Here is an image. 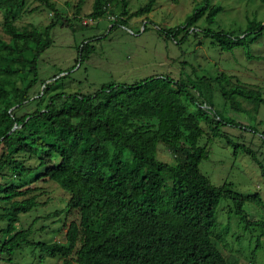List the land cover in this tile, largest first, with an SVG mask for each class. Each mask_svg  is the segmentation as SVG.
<instances>
[{
  "label": "trees",
  "instance_id": "16d2710c",
  "mask_svg": "<svg viewBox=\"0 0 264 264\" xmlns=\"http://www.w3.org/2000/svg\"><path fill=\"white\" fill-rule=\"evenodd\" d=\"M34 1L51 12L45 27L15 24L29 0H0L2 29L8 37H0V203L6 205L1 218L9 222L0 231L9 235L0 244V256L12 264L19 248L35 246L62 264H240L234 254L226 256L222 251L230 224L217 232V209L224 199L232 202L247 230L260 232L261 247L264 218L253 219L244 206L247 201L262 204V198L257 193L243 197L230 184L214 186L200 170L209 150L199 142L204 135L201 122L212 127L213 138L226 137L221 133L223 125H241L215 110V81L226 101L242 98L255 109L264 105L262 92L239 81L227 90L223 84L232 77L220 73L198 81L151 76L131 84H104L93 94L57 92L56 80L34 98L30 91L39 81V60L53 45V29L64 25L52 0ZM83 2L76 5V20ZM114 2L126 16L127 0H94L88 18L105 17ZM156 2L148 0L133 16L149 15ZM260 2L264 5V0ZM221 11L211 6V0H202L182 26L163 32L187 35L204 17L213 25ZM118 22L127 23L123 18ZM234 32L208 29L205 34L222 50L232 51L260 39L264 24L248 19L246 30L239 36ZM95 50L92 41L84 42L80 62L88 61ZM247 56L253 57L249 51ZM29 103L35 109L20 116L17 111ZM261 135L264 138V132ZM160 143L175 156L176 165L157 159ZM235 146L257 162L264 178L256 152L244 144ZM33 159L37 164L31 166L28 161ZM24 176L30 181L15 184L14 179ZM46 181L69 194L65 210L53 213L55 217L66 213L63 242H36L31 227L15 232L20 214L41 206L37 184Z\"/></svg>",
  "mask_w": 264,
  "mask_h": 264
},
{
  "label": "rangeland",
  "instance_id": "374dc122",
  "mask_svg": "<svg viewBox=\"0 0 264 264\" xmlns=\"http://www.w3.org/2000/svg\"><path fill=\"white\" fill-rule=\"evenodd\" d=\"M52 1L62 13L64 25L59 24L53 29V45L39 60V81L30 91V96L34 98L42 96L46 85L55 83L56 80L57 92L93 94L104 84H131L151 76L198 81L203 77L216 78L220 73L229 76V80L232 77L228 85L224 82L225 89L229 90L239 81L261 91L264 98V33L250 47H238L232 51L222 50L219 44H213L216 42L214 38L205 34L210 29L213 33L235 31V35L239 36L246 30L248 19L264 24V5L260 0H211V6L222 8L216 16V22L208 25L204 17L195 25L196 32L191 30L187 35L182 33L176 37L166 35L163 30L182 26L187 16L201 6L202 0H157L149 15L139 17L133 14L148 0H127L126 16H122L121 7L114 2L109 6L105 17L97 20L88 18L93 11L94 0H84L77 20L74 16L80 0ZM27 6V10L21 12L16 19L18 27L30 24L45 27L50 23V10L34 0H29ZM36 7L39 8L37 11H30ZM121 18L127 21L125 26L118 25ZM3 21L4 14L0 11V37L8 40L2 29ZM89 40L95 45V53L88 61L81 63L79 51L84 42ZM248 51L253 57L247 56ZM220 87L216 81L212 85L215 110L241 125H223L221 133L226 137L213 138L212 127L205 122L200 123L204 135L199 144L208 145L209 150V157L200 163V170L214 186L230 184L233 191L243 197L259 194L262 204L247 201L244 210L253 219H263L264 178L261 169L251 156L235 144L252 148L264 165V138L261 135L264 132V105L255 109L242 98L226 101ZM209 93L210 90L207 94ZM48 96L50 95L46 99ZM34 109L35 104L29 103L17 113L21 116ZM190 110L194 111L195 107H190ZM157 159L171 165L177 164L175 156L161 143L158 144ZM28 164L34 166L37 160L28 161ZM17 179L14 182L18 185L30 181L29 176ZM37 186L41 188L37 192L41 206L27 214H20V223L16 224L15 232L31 227V239L36 242H63L65 224L68 223L66 213L57 217L53 213L65 210L69 194L50 181L40 182ZM5 207L4 203H0V231L7 228L9 223L1 218L5 214ZM217 219V232L221 233L228 223L231 227L226 245L222 248L226 256L234 254L240 264H264L263 239L261 247H258L260 232L245 228L231 201H221ZM8 238L9 235L0 232V244ZM5 259V255L0 256V264H8ZM12 264L62 262L58 258L42 254L35 246H23L16 251Z\"/></svg>",
  "mask_w": 264,
  "mask_h": 264
},
{
  "label": "built area",
  "instance_id": "2783aa9c",
  "mask_svg": "<svg viewBox=\"0 0 264 264\" xmlns=\"http://www.w3.org/2000/svg\"><path fill=\"white\" fill-rule=\"evenodd\" d=\"M206 109H210L207 105L204 106Z\"/></svg>",
  "mask_w": 264,
  "mask_h": 264
},
{
  "label": "water",
  "instance_id": "95a60500",
  "mask_svg": "<svg viewBox=\"0 0 264 264\" xmlns=\"http://www.w3.org/2000/svg\"><path fill=\"white\" fill-rule=\"evenodd\" d=\"M16 128H17V126H15L13 130H15ZM13 130H12V131H13Z\"/></svg>",
  "mask_w": 264,
  "mask_h": 264
}]
</instances>
